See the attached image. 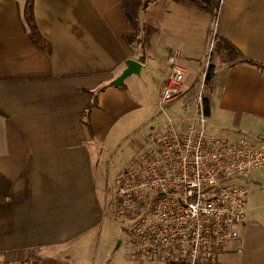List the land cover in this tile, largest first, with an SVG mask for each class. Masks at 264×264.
<instances>
[{
  "label": "crops",
  "instance_id": "0c3cea01",
  "mask_svg": "<svg viewBox=\"0 0 264 264\" xmlns=\"http://www.w3.org/2000/svg\"><path fill=\"white\" fill-rule=\"evenodd\" d=\"M26 1L0 0V255L12 262L27 251L76 247L88 264H130L84 253L98 249L87 240L112 220L114 194L105 200L103 192L108 149L138 129L133 113L142 109L146 77L158 105L171 57L190 93L197 88L214 33L259 64L214 58L208 129L264 147V0H222L217 19L173 0L144 10L137 0H36L50 54L28 37ZM130 60L140 73L115 85ZM179 103L171 114L179 116ZM246 183L264 192V170ZM253 210L239 239L209 264H264V218Z\"/></svg>",
  "mask_w": 264,
  "mask_h": 264
},
{
  "label": "built area",
  "instance_id": "2783aa9c",
  "mask_svg": "<svg viewBox=\"0 0 264 264\" xmlns=\"http://www.w3.org/2000/svg\"><path fill=\"white\" fill-rule=\"evenodd\" d=\"M177 58H170L158 98L164 128L117 178L114 198L117 214L133 219L130 244L139 257L209 264L240 237L251 194L246 180L264 170V147L244 134L209 131V58L191 99ZM186 97L179 116H171V106Z\"/></svg>",
  "mask_w": 264,
  "mask_h": 264
},
{
  "label": "rangeland",
  "instance_id": "374dc122",
  "mask_svg": "<svg viewBox=\"0 0 264 264\" xmlns=\"http://www.w3.org/2000/svg\"><path fill=\"white\" fill-rule=\"evenodd\" d=\"M142 43L146 48V43ZM220 59L224 60L223 58H219V60ZM150 81L151 80L146 77L142 83V87L144 85L148 86L145 90V99L143 101L142 109H140L136 114L135 112L133 113L135 125L137 124V126H139L138 129L121 141L117 147L113 149L109 148V151L106 154L107 162H102L103 164L105 163V170L103 172L108 173L106 184L111 186L109 189L108 186L105 187V184L103 185L105 200H108V195H111V191L114 194L117 178L127 169V166L130 162H132L135 155L147 151L149 148V136L164 128V116L160 114V110L154 98L157 91L154 89ZM189 98L191 99V95ZM178 105L180 107L181 102ZM169 114L173 117L177 116L171 114L170 111ZM212 132L216 135H228L221 134L220 132L214 130H212ZM236 134L243 133H234L229 135ZM249 188L251 189V194L247 204V208H249L248 214L250 215L252 212L254 213L253 209L256 208L255 213L260 214L264 218V192H262L263 190L261 191V189L258 190L257 187H250V185ZM111 217V221H104L101 227V232L99 233V239L91 241L89 238L87 240L90 243H98V249L84 250V253L87 255L94 253L97 257L104 256L105 258H110L113 263L116 260L127 258L130 264H167L159 257L150 255L139 257L137 254L134 255L130 244V235L134 228L133 219L118 215L116 203L113 204ZM81 241H79V243H81ZM79 250H81L80 247ZM82 252L78 251L76 247L71 249L54 248L32 250L23 252L22 258L16 259L15 261L13 260L12 262H8L2 255H0V264H82L84 260ZM84 261L87 263L86 260Z\"/></svg>",
  "mask_w": 264,
  "mask_h": 264
},
{
  "label": "trees",
  "instance_id": "16d2710c",
  "mask_svg": "<svg viewBox=\"0 0 264 264\" xmlns=\"http://www.w3.org/2000/svg\"><path fill=\"white\" fill-rule=\"evenodd\" d=\"M137 1H139L140 3V8L144 10L148 7L149 3L152 0H137ZM173 1L185 7L194 8L200 11L210 13L216 19L219 17L222 8V0H173ZM35 2L36 0H27L24 9V19L29 28L28 37L30 41L34 44V46L50 54L52 52V45L42 35L38 27L36 13H35ZM218 56L225 58L228 63H232V64L237 62L254 64V65L259 64L253 60L246 59L242 54V52L234 44H232V42L222 37L218 33H214L212 37V48L209 54V66L207 68V79H206L207 85H210L213 78L215 77V65L213 61L214 58H217ZM105 88L106 87H102L93 94V101L86 113V117H88L92 109L98 105L99 95L105 90ZM190 95L191 98H193L195 95V90H193ZM204 107H205V113L209 117L210 101L208 96L204 99ZM168 264H175V263H168Z\"/></svg>",
  "mask_w": 264,
  "mask_h": 264
},
{
  "label": "water",
  "instance_id": "95a60500",
  "mask_svg": "<svg viewBox=\"0 0 264 264\" xmlns=\"http://www.w3.org/2000/svg\"><path fill=\"white\" fill-rule=\"evenodd\" d=\"M141 69V64L135 60H130L128 62V68L123 72L121 77L116 81L115 85H120L123 81L133 74H139Z\"/></svg>",
  "mask_w": 264,
  "mask_h": 264
}]
</instances>
